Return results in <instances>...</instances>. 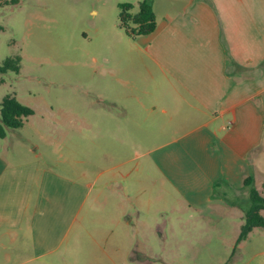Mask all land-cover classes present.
Returning <instances> with one entry per match:
<instances>
[{"label": "crops", "instance_id": "0c3cea01", "mask_svg": "<svg viewBox=\"0 0 264 264\" xmlns=\"http://www.w3.org/2000/svg\"><path fill=\"white\" fill-rule=\"evenodd\" d=\"M153 10L154 30L127 36L116 53L124 64L113 69L111 95L100 93L90 105L100 113L97 122L118 127L109 133L123 141L121 149L140 145L136 155H149L151 182L171 188L179 220L185 211L219 218V209L234 210L240 229L246 176L264 197V0H153ZM8 154L0 151V264H46L56 254L71 264L108 260L115 228H126L124 214L106 209L109 196L95 179L79 178V158L53 164L42 152L15 160ZM126 161L112 159L96 173L117 168L127 176ZM65 163L73 174L59 169ZM104 183L114 192L113 183ZM114 195L123 208L125 197ZM89 214L100 240L93 249L102 253L92 261L79 258L77 244ZM235 243V264H264V225Z\"/></svg>", "mask_w": 264, "mask_h": 264}, {"label": "rangeland", "instance_id": "374dc122", "mask_svg": "<svg viewBox=\"0 0 264 264\" xmlns=\"http://www.w3.org/2000/svg\"><path fill=\"white\" fill-rule=\"evenodd\" d=\"M121 1L134 2L133 10H137V0L0 3V63L6 57L20 56L18 72H0V102L5 94L14 93L33 109L20 127L6 129L0 137V151L8 150V158L14 160L42 152L53 164L66 155L79 158V178L95 179L97 190L109 196L106 209L124 214L120 219L126 228L122 224L115 228L116 248L103 264H235L237 223L242 217L234 210L219 209V218L196 214L194 219L185 211L179 220L174 209L179 204L171 188L151 182L156 171L147 166L149 155H136L140 145L124 151L123 141L109 133H118V127L97 122L100 113L90 102L100 93L111 95L113 69H122L124 64L116 53L122 52L130 36L119 23ZM142 141L150 145L156 139ZM35 145V151L27 150ZM125 158L122 170L129 171L127 176L117 168L97 175L98 166ZM69 167L65 163L59 169L73 174ZM104 182L113 183L114 192ZM114 193L125 197L123 208H118L119 196ZM93 208L102 209L100 205ZM89 215L79 223L77 244L79 258L92 261L101 259L102 253L93 249L100 240ZM69 261L56 254L46 264Z\"/></svg>", "mask_w": 264, "mask_h": 264}, {"label": "trees", "instance_id": "16d2710c", "mask_svg": "<svg viewBox=\"0 0 264 264\" xmlns=\"http://www.w3.org/2000/svg\"><path fill=\"white\" fill-rule=\"evenodd\" d=\"M19 0H0V3H16ZM137 10H133L135 3L121 1L118 3V19L124 31L134 36L146 34L154 30L156 26L153 0H137ZM20 68V56L6 57L0 63V72L11 69L18 72ZM33 113V109L19 101L14 93L5 94L0 102V137L5 136L7 128H17L23 123L24 118ZM244 184L248 189V205L243 214V220L236 238L239 242L255 226L264 225V217L261 209L264 208V197L254 183L251 175L244 178Z\"/></svg>", "mask_w": 264, "mask_h": 264}]
</instances>
